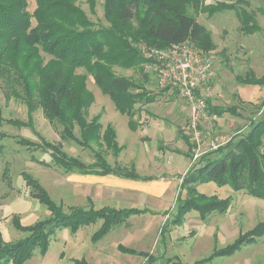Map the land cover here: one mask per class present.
<instances>
[{"label":"trees","instance_id":"1","mask_svg":"<svg viewBox=\"0 0 264 264\" xmlns=\"http://www.w3.org/2000/svg\"><path fill=\"white\" fill-rule=\"evenodd\" d=\"M34 1L36 7L31 11L29 0H0V88L6 101H21L28 113L27 121L6 119L0 107V125L8 123L34 130L33 114L41 109L44 118L60 133L62 140L91 150L94 161L87 164L69 155L61 142H51L42 136L40 143L20 136L14 137L15 141L29 151L49 153L51 162L34 155L31 160L44 167H56L64 174L113 175L137 181L155 179L154 176L141 175L135 166L128 169L112 166L108 162L109 153L117 158L124 147L118 142L113 124L104 128L100 114L88 118L89 109L95 102V95L87 86L88 75L93 76L97 86L110 97L116 109L128 116L129 128L136 131L137 105L155 103L162 92L149 90L145 83L119 75L115 69H143L149 61L142 53V46L167 48L188 42L202 51H213L216 45L210 30L197 20L202 13L213 16L226 10L235 11L244 34L261 30L254 14L237 3L224 1L104 0V16L109 26H97L79 6V0ZM87 2L94 11L96 0ZM79 69L85 73H78ZM237 80L241 84L264 86V76L258 77L253 71L245 77H237ZM145 81L150 82L148 77H145ZM261 107L264 109V103ZM233 109L230 108V111L235 112ZM210 110L219 116L228 111L220 107H211ZM7 137L8 134L0 133V154L5 148L3 140ZM263 148L264 110L259 118L250 122L245 133L203 154L180 177L176 209L170 221L168 219L169 223H164L162 233L171 224L181 226L192 211L198 212L200 219L206 221L212 213H226L230 209L231 197L219 198L201 193L197 189L200 184L213 182L219 187L230 186L236 192L264 200ZM190 149L192 152V143ZM2 176L12 187L8 167ZM21 176L30 189L31 197L47 207L49 216L24 225L20 216L14 215L13 227L28 234L14 241H6L0 228V264H25L38 250L45 256L52 239L58 231L66 228L76 234L87 226L101 222L91 237L93 243H98L116 228L127 226L131 217L154 214L147 208H95L93 205L88 208L71 206L66 211L32 174L23 171ZM262 237L264 221L240 233L227 246L215 248L210 256L194 264L209 263L216 257L233 256L243 246L255 243ZM118 249L123 253L145 257L143 264L159 263L160 257L152 252L138 251L123 244H119ZM174 257L177 259L175 264H185ZM73 264L90 263L81 258L73 259Z\"/></svg>","mask_w":264,"mask_h":264},{"label":"rangeland","instance_id":"2","mask_svg":"<svg viewBox=\"0 0 264 264\" xmlns=\"http://www.w3.org/2000/svg\"><path fill=\"white\" fill-rule=\"evenodd\" d=\"M218 1L237 3L254 14L261 30L250 35L244 34L235 11L226 10L213 16L202 13L197 18L210 30L216 45L209 53L213 58L216 73L211 85L212 96L207 113L200 122V129L205 135L202 140L204 149L212 139H232L245 133L250 122L259 118L264 110L261 107L264 103V86L241 84L237 80V77H245L251 71L258 77L264 76V0H205V3ZM29 2L30 10L33 11L36 7L35 1ZM78 4L97 26H109L104 16V0H96L94 11L87 0H79ZM149 66L150 63L147 62L143 69L139 70L115 69L119 75L145 83L149 90L162 92L155 103L137 105L136 131L129 128L128 116L116 109L114 102L103 94L91 75H88L87 86L93 91L95 102L89 109L88 118L92 119L100 114L104 128L108 124L115 126L117 139L124 148L117 158L109 153L107 160L112 166L128 169L135 166L143 175L172 174L170 184L177 185V188L175 190L173 187L174 195L167 205V209H173L170 210V221L176 209L181 183L180 173H185L198 160L194 162L191 159V135L189 137L184 129L189 120L185 100L176 88L159 87L157 78L152 75ZM78 73L85 71L79 69ZM145 77H148L150 82H146ZM0 107L6 119L28 120L26 105L14 99L6 101L2 88ZM211 107L228 111L219 116L211 112ZM230 108H234L235 112L230 111ZM33 115L34 130L8 123L0 125V133L9 135L3 140L5 148L0 154V228L6 241H14L28 235L13 227L14 215L20 216L24 225H31L49 216L47 207L31 197L30 189L21 176L23 171L38 179L57 204H62L66 211L71 206L88 208L91 205L95 208L104 205L117 209L155 208V194L152 192L156 191H146L143 188L149 181L128 184L126 181L131 180H117L113 178L115 176H107L101 181L89 175L64 174L56 167L48 168L33 162L32 155L47 162H51V157L42 150L32 152L21 147L14 137H25L40 143L42 136L51 142H61L69 155L78 157L87 164L94 161L91 150L62 140L60 133L44 118L41 109ZM210 152L212 151L207 153ZM183 161L187 164L184 165ZM6 167L9 168L12 187L2 178ZM166 181L168 182L167 177ZM155 186L156 184L152 183L151 187ZM197 189L201 193L217 195L219 198L231 197L230 209L226 213H212L206 221L200 219L198 212L192 211L181 226H173L170 223L172 226L166 228L163 233L164 223L162 224L159 215L149 216L147 213L133 216L127 226L116 228L98 243H93L91 237L101 222L87 226L76 234L66 228L58 231L45 256L38 250L25 264H73L71 259L74 258H85L90 264H141L145 261L143 256L123 253L118 249L119 244L139 251L152 252L160 257L158 264H175L177 259L174 256L185 264H194L210 256L215 248L227 246L240 233L249 231L264 221L262 199L251 197L244 192H236L230 186L219 187L213 182L200 184ZM168 194H171V191ZM204 264H264V237L243 246L233 256L216 257L212 262Z\"/></svg>","mask_w":264,"mask_h":264},{"label":"built area","instance_id":"3","mask_svg":"<svg viewBox=\"0 0 264 264\" xmlns=\"http://www.w3.org/2000/svg\"><path fill=\"white\" fill-rule=\"evenodd\" d=\"M142 53L149 61L151 71L161 88L173 87L179 91L188 108L189 120L184 127L191 135L192 161H197L208 151L224 146L231 139H212L204 149L205 137L200 129L201 119L206 115L211 95V85L216 73L209 52L197 49L185 42L167 48L142 46Z\"/></svg>","mask_w":264,"mask_h":264},{"label":"crops","instance_id":"4","mask_svg":"<svg viewBox=\"0 0 264 264\" xmlns=\"http://www.w3.org/2000/svg\"><path fill=\"white\" fill-rule=\"evenodd\" d=\"M119 142V141H118ZM120 144V143H119ZM121 145V144H120ZM123 146V145H122ZM184 157V156H183ZM185 158V157H184ZM187 159V158H186ZM185 161V160H184ZM183 161V164L184 165H186L187 163L186 162H184ZM189 163V162H188ZM190 168V167H189ZM188 168V169H189ZM187 169V170H188ZM186 170V171H187ZM186 171H185V173H186ZM185 173H180L181 175L180 176H182V175H184ZM174 174V173H173ZM81 175V174H80ZM141 175H143V174H141ZM148 176H154L155 177V179L154 180H151V181H149L150 183H148V184H144V185H146L145 187H143L146 191H149V190H155L156 192H152L153 194H155V200H154V206H155V208H149V207H146L147 209H149V210H151L155 215H159L160 217H161V222H162V224L163 223H165V222H167L168 221V218H169V216H170V213H171V211H173V209H167V205L169 204V199L171 198V196L172 195H174L173 193H172V190H173V187H174V189L176 190V188H177V185H173V184H170V181H171V176H172V174H170V173H168V174H166V175H168V176H166V175H153V174H147ZM89 176H93V177H95V178H97V179H100L101 181H104L103 179H106L107 178V176H113V175H107V176H95V175H89ZM166 177H167V179H168V182L166 181L165 182V179H166ZM113 178H115V179H117V180H120V179H118L119 177H113ZM121 179H123V178H121ZM126 180H129V179H126ZM122 181V180H121ZM128 184H140L139 182L140 181H137V180H131V182L130 181H126ZM133 182H137V183H133ZM141 182H148V181H141ZM152 183H154V184H156V186L155 187H151V185H152ZM175 183V182H174ZM181 184V183H180ZM147 185H150V186H147ZM179 188H180V185H179ZM179 190V189H178ZM171 191V194H168L169 192ZM158 197V198H157ZM175 197H176V195H175ZM104 206H108V205H104ZM104 206H101V207H104ZM101 207H99V208H101ZM111 207V206H110ZM114 208H116V207H114ZM142 209H144V208H142ZM171 210V211H170ZM167 211H168V213H167ZM170 211V212H169ZM167 213V214H166ZM165 215V216H162V215ZM144 215H146V214H144ZM148 215L150 216H152L153 214H149L148 213ZM140 216H142V215H140ZM134 249V248H133ZM139 251V250H138ZM74 259H76V258H74ZM71 261H73V259H71ZM144 262H142L141 264H143Z\"/></svg>","mask_w":264,"mask_h":264}]
</instances>
